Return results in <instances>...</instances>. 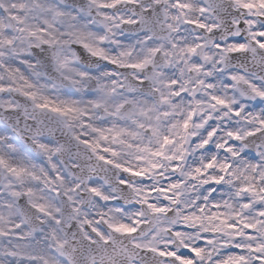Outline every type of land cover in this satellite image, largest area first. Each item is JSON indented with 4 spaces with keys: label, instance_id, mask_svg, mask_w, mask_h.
<instances>
[{
    "label": "snow or ice",
    "instance_id": "snow-or-ice-1",
    "mask_svg": "<svg viewBox=\"0 0 264 264\" xmlns=\"http://www.w3.org/2000/svg\"><path fill=\"white\" fill-rule=\"evenodd\" d=\"M0 264H264V0H0Z\"/></svg>",
    "mask_w": 264,
    "mask_h": 264
}]
</instances>
